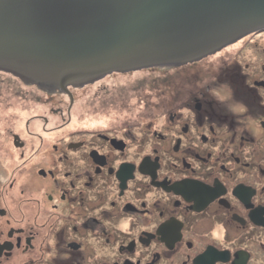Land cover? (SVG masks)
Returning <instances> with one entry per match:
<instances>
[{
    "label": "flooded vegetation",
    "instance_id": "af4514ba",
    "mask_svg": "<svg viewBox=\"0 0 264 264\" xmlns=\"http://www.w3.org/2000/svg\"><path fill=\"white\" fill-rule=\"evenodd\" d=\"M247 37L171 89L167 117L77 126L54 158L41 144L36 195L0 204V264H264V47Z\"/></svg>",
    "mask_w": 264,
    "mask_h": 264
},
{
    "label": "water",
    "instance_id": "95a60500",
    "mask_svg": "<svg viewBox=\"0 0 264 264\" xmlns=\"http://www.w3.org/2000/svg\"><path fill=\"white\" fill-rule=\"evenodd\" d=\"M263 30L264 0H0V70L73 97L69 87L198 61Z\"/></svg>",
    "mask_w": 264,
    "mask_h": 264
},
{
    "label": "rangeland",
    "instance_id": "374dc122",
    "mask_svg": "<svg viewBox=\"0 0 264 264\" xmlns=\"http://www.w3.org/2000/svg\"><path fill=\"white\" fill-rule=\"evenodd\" d=\"M242 45L248 52L257 46L261 50L264 47V30L255 36L248 35L236 47ZM235 55L232 44L225 50L181 67L112 72L82 86L69 87L73 97L59 89L49 91L35 84L27 85L12 73L0 70V180L6 184L13 176L16 178L12 188L14 191L9 198H0V204H8L12 213H16L15 208L21 199L36 195L37 190L34 188L37 180H40L34 177V173L39 159L38 163L30 160L38 157L36 150L41 144L40 150H47L50 158H54L58 156V152L52 148L54 142L60 145L63 141H69L72 138L69 134L77 126L90 128L112 125L116 128L118 124L133 119L148 122L156 118L157 114L164 118L178 102L172 98L171 89L178 86L185 90L186 83L189 84L192 79L208 78L207 69L211 67L215 75L217 69ZM247 58L244 54L243 59ZM189 87L194 89L193 85ZM220 94H229L226 84L221 87ZM13 133L25 140L24 148L14 144ZM14 170H18L15 175ZM36 174L39 176L37 171ZM31 215L27 214L26 217Z\"/></svg>",
    "mask_w": 264,
    "mask_h": 264
}]
</instances>
